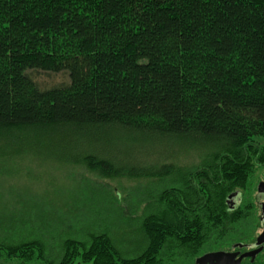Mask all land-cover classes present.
<instances>
[{
    "label": "trees",
    "instance_id": "1",
    "mask_svg": "<svg viewBox=\"0 0 264 264\" xmlns=\"http://www.w3.org/2000/svg\"><path fill=\"white\" fill-rule=\"evenodd\" d=\"M39 74L63 79L41 84ZM115 130L155 150L220 146L189 168L128 164L123 146L111 155L100 144ZM12 131L61 135L99 178L157 188L132 189L125 206L111 192L140 247L122 249L106 230L57 246L0 235V264H194L235 250L256 215L249 201L230 209L227 198L264 166V0H0L1 145Z\"/></svg>",
    "mask_w": 264,
    "mask_h": 264
},
{
    "label": "rangeland",
    "instance_id": "2",
    "mask_svg": "<svg viewBox=\"0 0 264 264\" xmlns=\"http://www.w3.org/2000/svg\"><path fill=\"white\" fill-rule=\"evenodd\" d=\"M37 78L41 84L53 85L62 80L63 75L39 74ZM60 132L62 136L67 133ZM61 135L43 137L19 131L4 135L2 140L7 144L0 143L1 237L18 242L29 235L44 239L48 246H57L67 236L80 238L92 230H106L118 240L122 249L140 247L142 244L137 242L139 234L132 228L135 222L132 224L131 220L121 216L111 192L118 193L124 205L128 192L136 187L154 190L156 181L101 179L97 172L88 168L85 150L79 149L76 142L63 143ZM102 143L113 145L107 148L111 155L118 153L116 145L123 146L121 158L128 164L149 159L154 162L156 159L181 168L197 165L206 152H213L220 146V143H212L206 148L199 147L201 145L197 142L169 141L168 144L158 142L163 146L155 150L150 141L116 130L110 132L107 141H100ZM88 154L101 156L92 151ZM160 155L165 156L158 157ZM117 157L120 160V156ZM125 161H122L123 166ZM258 171L262 173L264 169L256 171L255 182ZM253 189L250 196L254 200ZM129 208L132 209V205ZM254 210L258 217L259 210L257 207ZM263 260L264 253L259 255L258 264Z\"/></svg>",
    "mask_w": 264,
    "mask_h": 264
},
{
    "label": "flooded vegetation",
    "instance_id": "3",
    "mask_svg": "<svg viewBox=\"0 0 264 264\" xmlns=\"http://www.w3.org/2000/svg\"><path fill=\"white\" fill-rule=\"evenodd\" d=\"M261 169H264V166L260 167ZM258 168V169H260ZM256 173V172H255ZM255 176V174H254ZM254 179V178H253ZM255 180H257V182H255L254 180V189H253V195H254V200L251 199L250 196V191L251 187H249V189L243 191L242 193H239V205L242 204L243 200H247L250 202L252 208L255 209V207H257V209L259 210V216L256 217V223H255V230L256 233L253 234L252 238L250 240L244 241L241 243L242 247L241 248H235V250H225L224 252H237L238 255H242L245 253H250L253 252L255 250H257L260 246L262 247V250L255 255V257L253 259L251 258H244L242 259V261L240 262V264H258L259 261V255L264 253V242L260 245L255 246L257 239L260 237V235H262L264 233V214H261V206L264 205V172L262 173H257V176L255 178ZM249 193V198L247 197V194ZM235 201L233 200V198L229 201H226V205L228 208L232 207V204L234 206ZM236 244V243H235ZM233 244V246L235 245ZM237 245V244H236ZM232 246V247H233ZM233 249V248H232ZM260 264H264V260L262 262H260Z\"/></svg>",
    "mask_w": 264,
    "mask_h": 264
},
{
    "label": "water",
    "instance_id": "4",
    "mask_svg": "<svg viewBox=\"0 0 264 264\" xmlns=\"http://www.w3.org/2000/svg\"><path fill=\"white\" fill-rule=\"evenodd\" d=\"M235 201L234 206L232 204V207L230 209H233L237 204H239V194L238 193H232L228 196L227 201L231 200ZM261 214H264V205L261 206ZM264 242V233L260 235V237L257 239L255 246L260 245ZM241 244L234 245L233 248H241ZM262 250V247L260 246L257 250L245 253L242 255H238L237 252H223V251H217V252H210L203 254L202 256L195 259L194 264H240L242 259L244 258H251L253 259L256 254H258Z\"/></svg>",
    "mask_w": 264,
    "mask_h": 264
}]
</instances>
